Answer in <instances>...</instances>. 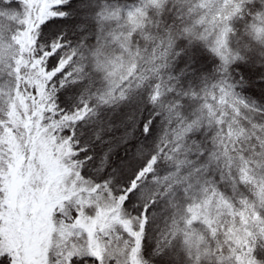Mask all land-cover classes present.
<instances>
[{"label": "snow or ice", "instance_id": "6c2138e0", "mask_svg": "<svg viewBox=\"0 0 264 264\" xmlns=\"http://www.w3.org/2000/svg\"><path fill=\"white\" fill-rule=\"evenodd\" d=\"M0 264H264V0H0Z\"/></svg>", "mask_w": 264, "mask_h": 264}]
</instances>
